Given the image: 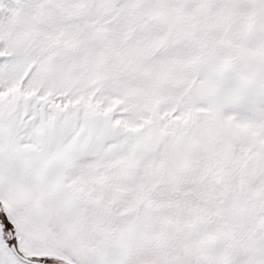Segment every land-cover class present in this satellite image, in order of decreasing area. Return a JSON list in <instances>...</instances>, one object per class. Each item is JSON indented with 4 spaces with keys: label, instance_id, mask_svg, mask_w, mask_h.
I'll list each match as a JSON object with an SVG mask.
<instances>
[{
    "label": "snow or ice",
    "instance_id": "1",
    "mask_svg": "<svg viewBox=\"0 0 264 264\" xmlns=\"http://www.w3.org/2000/svg\"><path fill=\"white\" fill-rule=\"evenodd\" d=\"M0 264H264V0H0Z\"/></svg>",
    "mask_w": 264,
    "mask_h": 264
}]
</instances>
